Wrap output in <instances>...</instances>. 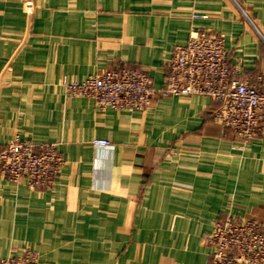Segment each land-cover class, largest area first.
<instances>
[{
    "label": "crops",
    "instance_id": "0c3cea01",
    "mask_svg": "<svg viewBox=\"0 0 264 264\" xmlns=\"http://www.w3.org/2000/svg\"><path fill=\"white\" fill-rule=\"evenodd\" d=\"M193 29L224 35L232 68L258 85L264 0H0V150L19 137L58 145L64 159L49 192L0 175V257L208 264L218 220L264 226V135L245 143L215 123L217 101L101 111L62 86L123 65L146 70L160 90Z\"/></svg>",
    "mask_w": 264,
    "mask_h": 264
},
{
    "label": "built area",
    "instance_id": "2783aa9c",
    "mask_svg": "<svg viewBox=\"0 0 264 264\" xmlns=\"http://www.w3.org/2000/svg\"><path fill=\"white\" fill-rule=\"evenodd\" d=\"M194 20H207L195 13ZM225 37L193 29L188 42L176 46L167 65L163 87L154 88L146 70L117 65L84 82L63 80L70 97L94 101L101 111L145 112L156 98L208 97L220 104L214 121L231 130L245 143L264 135V75L253 85L232 68ZM96 148H111L97 140ZM64 165L58 145L33 144L16 137L0 150V175L32 191L49 192L56 185ZM212 250L208 264H264V226L232 215L218 220L206 238ZM0 264H39V256L24 250L17 257H0Z\"/></svg>",
    "mask_w": 264,
    "mask_h": 264
}]
</instances>
